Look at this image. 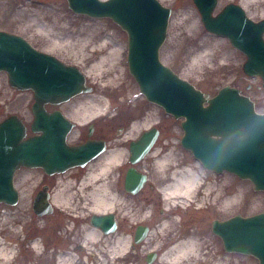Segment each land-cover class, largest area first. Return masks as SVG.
Segmentation results:
<instances>
[{
	"label": "rangeland",
	"instance_id": "374dc122",
	"mask_svg": "<svg viewBox=\"0 0 264 264\" xmlns=\"http://www.w3.org/2000/svg\"><path fill=\"white\" fill-rule=\"evenodd\" d=\"M158 1L171 9L167 38L159 53L161 63L210 97L223 87L236 88L242 95L250 98L257 113H264L261 80L258 77L249 78L243 73L245 56L233 48L226 38L205 30L193 1ZM239 2L240 0H218L214 14L227 4L240 6ZM255 7V4L250 5L252 9ZM242 9L252 21L264 20V6L260 17L250 18L247 9ZM0 31L23 37L38 51L52 55L66 65L75 66L85 74L92 92L76 96L56 108L69 120H76L80 124H74L67 138L68 143L74 142L78 135L84 133L88 122L98 120L94 137L104 140L107 149L125 151L122 165H114L109 173L100 178L105 179L104 182L114 195L115 208L127 203L133 205L135 211L141 206L143 212L134 217L133 222H144L150 226L146 241L140 248H135L133 264H148L144 260L148 252L158 255L149 264H258L253 257L226 253L220 238L212 233L211 225L214 220L223 221L235 215L248 217L264 212V192L254 191L249 181L230 173L215 174L207 171L181 146L183 131L180 125L183 119H174L159 106L147 102L129 73L125 32L109 19H93L73 13L66 0H0ZM56 38L59 39L60 46L52 47L51 41ZM88 38L86 47L84 44ZM93 48L99 50L92 53ZM113 49L117 50L114 63L118 64L121 76L116 74L114 84L104 86L110 64L101 68L96 66L102 57L109 59ZM109 61L112 63L111 58ZM32 104V93L11 88L7 75L1 72L0 122L16 115L27 126L29 136ZM149 115L153 117L152 123L147 128L130 134L132 125ZM150 128L158 129L159 137L146 158L134 166L148 176L147 185L138 194L126 197L129 204L122 200V195L125 194L124 178L130 165L128 146ZM170 155L174 159L168 160L171 163L168 167L172 164L191 167L208 191L203 194L205 189L201 188L191 201L186 200L181 204L182 208L177 207L169 214L160 192L163 186V166H158L157 160ZM86 167L72 169L45 180L46 183H52V195L58 191H63V195L57 196L58 206L52 205V215L42 217H38L32 209V196L38 186L40 172L26 168L16 172L14 186L19 200L14 206L0 204V241L12 249L8 264H57L58 258L67 253L72 258L71 264H90V260L94 259L100 264H111L116 260L115 256L124 252L122 245L116 246L113 242L115 236H122L120 230L110 241L101 243L103 259H98L95 254V240L86 238L90 225L82 217L92 213L89 211V201H85L83 197L88 187L81 185ZM236 192L238 199L231 206L223 207V199ZM202 197V208L197 209ZM84 204L87 206L82 208ZM177 204L180 203L177 201ZM73 214L80 218H75ZM149 215L152 216L150 222L147 221ZM171 219L173 222L170 227H161L163 221ZM177 233L179 235L176 239H170ZM188 237L198 240L195 251H188L183 257L180 255L179 262L174 261L172 258L176 254L168 251L178 241ZM35 239L39 243V254L32 247Z\"/></svg>",
	"mask_w": 264,
	"mask_h": 264
},
{
	"label": "water",
	"instance_id": "95a60500",
	"mask_svg": "<svg viewBox=\"0 0 264 264\" xmlns=\"http://www.w3.org/2000/svg\"><path fill=\"white\" fill-rule=\"evenodd\" d=\"M69 9L93 19H109L127 37V65L145 100L162 108L174 119H183L181 146L208 171L230 173L249 181L253 190L264 192V113L236 88H221L214 96L196 89L181 79L159 59L167 38L171 9L158 0H66ZM205 30L226 38L245 56L243 73L258 77L264 89V20L254 22L236 4L225 5L215 13L218 0H192ZM17 91L33 96V121L28 128L12 115L0 122V204L14 206L19 195L14 186L18 170L42 169L48 177L75 168H84L107 150L104 140H88L69 145L67 138L74 123L59 110L48 113V106L59 107L72 98L92 92L85 74L52 55L35 49L23 37L0 32V73ZM159 131L150 128L129 143L124 188L135 195L147 177L134 166L151 151ZM47 196L33 202L38 216L52 214ZM90 224L106 234L115 232L111 214L92 215ZM212 233L218 236L229 254L253 257L264 264V212L249 217L235 215L214 220ZM138 227L135 243L147 236ZM154 256L149 255L147 263Z\"/></svg>",
	"mask_w": 264,
	"mask_h": 264
},
{
	"label": "bare ground",
	"instance_id": "6f19581e",
	"mask_svg": "<svg viewBox=\"0 0 264 264\" xmlns=\"http://www.w3.org/2000/svg\"><path fill=\"white\" fill-rule=\"evenodd\" d=\"M240 7L247 9V14L248 16L251 17H260L262 14L261 11L264 6V0H240L239 2ZM251 4H255V8L252 9L250 8ZM54 19H58V17H54ZM89 38L85 42V46L88 42ZM52 47L60 46L59 39H53L51 41ZM88 47V46H86ZM99 48H93L91 49V52L94 53L98 51ZM88 51V50H87ZM117 57V50L113 49L111 50L109 54V59L106 57H102L99 59V65L96 67H109L107 69L108 71V78L106 79V82L104 86H110L114 84L116 81L115 75L119 74L118 77L121 76L120 71L118 70V64L114 63L115 59ZM90 58V57H88ZM111 58V61H109ZM195 64V63H194ZM102 74V73H101ZM102 101H99L101 103ZM33 116V115H32ZM71 120V119H70ZM73 121V120H71ZM76 121V120H75ZM73 121V123L79 124L78 121ZM153 121V117L149 115L147 116L143 121L140 122H135L132 127H131V133L138 131L139 129H145L147 128ZM32 123V122H31ZM80 125V124H79ZM125 156V151L117 148H112V149H107L103 154L98 156L96 159L91 161L87 165V171L82 179L81 185L88 187L87 191L84 194V200L89 201L90 207L89 211L92 213H104L108 210H111L112 207H114V201L115 197L113 194H111L107 183L104 182L105 179H101L100 176L109 173L111 168L114 167V165L121 166L123 163V157ZM173 156H164L162 159L157 160V165L162 167L163 166V186L160 190L162 198L164 200V204L166 206V212L170 214L172 210H176L178 208H182L183 202L191 201L192 198L197 195L200 192L201 188H204L205 190L203 191V194L206 191H208L207 186H204L203 183L200 182L199 176L193 171L191 167H184L182 165H177V164H172L171 167H168L171 163L168 162V160H173ZM166 167V168H165ZM63 191H58L56 194L52 195V201L51 204L54 206H58V200L57 196L63 195ZM72 196V195H70ZM116 196V195H115ZM200 198H198L199 200ZM238 199V192L231 194L228 197H225L222 201V206L223 207H229L231 206L236 200ZM197 200V202H198ZM79 201V200H78ZM77 201V202H78ZM177 201L180 204H177ZM196 201V200H195ZM203 197L199 200L198 203H200L197 206V209L202 208L203 204ZM186 204V203H185ZM213 204H216V200H213ZM189 205V204H187ZM87 205L84 204L82 208L86 207ZM186 208L183 207V209ZM125 210V207L123 208ZM90 212V213H91ZM143 212V211H142ZM141 212V213H142ZM6 213V212H4ZM9 212L6 214L8 215ZM10 214V213H9ZM141 215V214H140ZM138 216V215H137ZM134 217L136 215L134 214ZM173 220H165L161 223V227H170V224H172ZM95 227H90L89 230L86 231V238H90L91 240H95L94 242H99L100 239H102L101 235L99 232H97ZM184 234L185 231L183 232ZM149 235V233H148ZM179 233L174 234L173 236L170 237V239H176L178 237ZM186 236V235H183ZM100 238V239H99ZM113 242L116 246L122 245V248L125 250L126 249V238L125 236L120 238L115 236L113 238ZM111 238L106 239L103 242L110 241ZM198 245V240H195L192 237H188L185 240L178 241L177 244H175L168 253H175L176 256L175 258H172L174 261L180 260L179 257L184 256L185 253L188 251H195V248ZM32 247L33 249L39 254V243L38 240L35 239L32 242ZM12 252L11 248H8L4 245L3 241H0V264H8L7 260ZM64 261V262H62ZM173 261V262H174ZM72 258L70 256V253H67L64 257H59L57 264H71ZM179 262V261H178Z\"/></svg>",
	"mask_w": 264,
	"mask_h": 264
},
{
	"label": "flooded vegetation",
	"instance_id": "af4514ba",
	"mask_svg": "<svg viewBox=\"0 0 264 264\" xmlns=\"http://www.w3.org/2000/svg\"><path fill=\"white\" fill-rule=\"evenodd\" d=\"M0 32H4V31H0ZM9 34H13V33H9ZM13 35H16V34H13ZM48 107H49V109H47L48 113H52L53 111L58 110L56 107H52V106H48ZM32 121H33V116H32ZM97 122H98V120H95V121H92V122H88L86 124V126H85L84 133L78 135V139L74 140V142L69 143V145H73V146L74 145H81V144L87 142L88 140H101V138L98 139L97 137H94V134H95V131H96V123ZM74 124H77V123H74ZM29 132H30V130H29ZM31 135H33V134L30 132L29 136H31ZM129 167H130V165H129ZM75 169H80V168H75ZM37 170L40 172V174H39L40 177H39L38 186H37L36 190L33 192L34 194L32 196L33 197L32 201L34 202L36 197L39 195V197L41 199L44 198L45 196H47L48 202H51L52 201V183L51 184L50 183H46L45 180L50 179L52 176L51 177L46 176L44 174V172L42 171V169H37ZM142 173H143V171H142ZM143 174H145V173H143ZM146 177L148 179L147 175H146ZM146 182H145V185H147ZM144 186H143V188L140 191L144 190ZM123 191H124L125 194L122 195V196H124V198L122 197V200H124L126 202H129V204H130V201H128L126 197H128V196L131 197L133 195L128 193L125 190L124 184H123ZM7 207L8 206H6V208ZM124 207H125V210H123ZM32 209H33V206H32ZM142 211L143 210H142L141 206L137 207V209L134 211L133 205H128L127 203H124L123 206H117L116 208L114 207V210L113 209L112 210H108V212H104V213H91V214L87 213V216H83L82 217L85 221H87V223L90 225V227H92L91 224H90V220H91L92 215H94V214L99 215V216L111 214L113 216L114 221H115L116 229H115V232L112 233V234L106 235V234H104L101 231V229L94 228V229L97 230V232H99V234L102 237V239L99 238L100 239L99 242H96L94 244L95 254L98 256V259H103L104 258L103 257V252H102L103 247H102L101 243H104L103 241H105L108 238H111L112 236H114V234L116 232H118L120 230V231H122V236L120 238H122L123 235H124L125 238H126V241H127L126 249L124 250V252L122 254L115 256L116 260L111 262V264H133L134 254H136L135 248H138V247L140 248V246H142V244L148 238V233L150 232V226H148V224H146L144 222H142V223L141 222H139V223L133 222L134 214L137 216ZM73 216L75 218H80L79 215H74L73 214ZM151 220H152V216L149 215V219L147 221L150 222ZM76 221L78 222V220H76ZM141 221H143V220H141ZM138 227L147 228L148 232H147V236L145 237V239L142 240L141 243L136 244L135 243V235H136V231H137ZM78 251L81 253L80 250H78ZM149 255L154 256L153 257L154 260L156 258H158V255L155 252H148L144 256V260H145L146 263H147ZM104 261H106V260H104ZM80 264H83V263H80ZM90 264H100V263L97 262L96 259H94L93 261L90 260Z\"/></svg>",
	"mask_w": 264,
	"mask_h": 264
}]
</instances>
